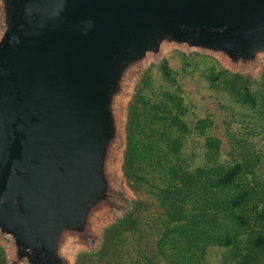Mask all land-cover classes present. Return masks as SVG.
<instances>
[{
    "label": "water",
    "instance_id": "95a60500",
    "mask_svg": "<svg viewBox=\"0 0 264 264\" xmlns=\"http://www.w3.org/2000/svg\"><path fill=\"white\" fill-rule=\"evenodd\" d=\"M173 53L263 74L264 0H0L3 264L98 259L135 220L133 107Z\"/></svg>",
    "mask_w": 264,
    "mask_h": 264
},
{
    "label": "rangeland",
    "instance_id": "374dc122",
    "mask_svg": "<svg viewBox=\"0 0 264 264\" xmlns=\"http://www.w3.org/2000/svg\"><path fill=\"white\" fill-rule=\"evenodd\" d=\"M163 66L153 67L138 91L129 130L136 218L111 236L101 257L80 264H233L242 249L237 240L219 244L212 204L170 174L179 169L204 180L219 165L246 162V182L264 185V73L235 80L198 54L173 53ZM244 89L254 105L243 101Z\"/></svg>",
    "mask_w": 264,
    "mask_h": 264
},
{
    "label": "trees",
    "instance_id": "16d2710c",
    "mask_svg": "<svg viewBox=\"0 0 264 264\" xmlns=\"http://www.w3.org/2000/svg\"><path fill=\"white\" fill-rule=\"evenodd\" d=\"M160 66L166 70L163 64ZM234 79L239 78L234 76ZM243 101L251 105L255 104V99L246 89H244ZM207 142L209 146L216 147L211 140ZM128 148L129 161L132 162L136 148L130 134ZM129 161L128 167H130ZM250 168L251 166L246 162L235 163L232 166L219 165L213 169L212 176H203L204 180L196 179L188 172L179 169H174L175 171L170 174L171 182L181 181L188 186V194L202 197L205 206L212 204L218 216L219 244L233 246L236 240L237 243L243 244L233 264H264V185L259 186L255 179H253L254 184L246 182L248 179L243 176V171ZM242 236H244L243 240L240 238ZM2 263L0 258V264Z\"/></svg>",
    "mask_w": 264,
    "mask_h": 264
},
{
    "label": "clouds",
    "instance_id": "9594fccd",
    "mask_svg": "<svg viewBox=\"0 0 264 264\" xmlns=\"http://www.w3.org/2000/svg\"><path fill=\"white\" fill-rule=\"evenodd\" d=\"M67 243H72V238L71 237L68 238Z\"/></svg>",
    "mask_w": 264,
    "mask_h": 264
}]
</instances>
